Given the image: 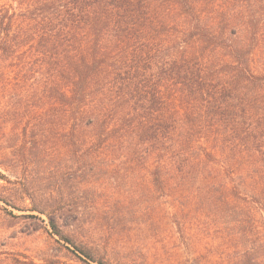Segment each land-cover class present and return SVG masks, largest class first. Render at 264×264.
Instances as JSON below:
<instances>
[{
    "label": "trees",
    "instance_id": "trees-1",
    "mask_svg": "<svg viewBox=\"0 0 264 264\" xmlns=\"http://www.w3.org/2000/svg\"><path fill=\"white\" fill-rule=\"evenodd\" d=\"M15 95L37 101L9 106ZM7 107L17 110L11 133L28 151L43 141L31 130L56 127L68 154L158 145L160 189L177 133L176 146L200 165L222 157V128L238 135L246 125L244 146L262 131L264 150V0H0V110ZM79 162L68 176L84 172ZM31 200L38 215L20 217L45 216L60 239L104 263L76 244L77 214Z\"/></svg>",
    "mask_w": 264,
    "mask_h": 264
},
{
    "label": "rangeland",
    "instance_id": "rangeland-1",
    "mask_svg": "<svg viewBox=\"0 0 264 264\" xmlns=\"http://www.w3.org/2000/svg\"><path fill=\"white\" fill-rule=\"evenodd\" d=\"M21 97L8 105L37 101ZM9 110H0V264H100L55 235L45 216L20 217L38 215L31 196L37 206L55 202L50 210L77 214L76 244L103 264H264V150L256 146L262 131L244 146L246 125L238 135L222 128V157L202 165L176 146L177 133L166 147L173 170L163 171L160 189L153 181L158 145L68 154L54 139L56 127L31 130L43 141L28 151L11 133L17 110ZM79 159L84 172L68 176L64 169L79 167Z\"/></svg>",
    "mask_w": 264,
    "mask_h": 264
}]
</instances>
